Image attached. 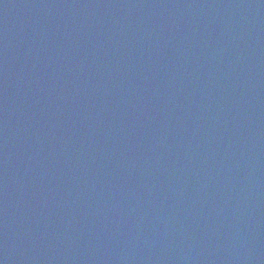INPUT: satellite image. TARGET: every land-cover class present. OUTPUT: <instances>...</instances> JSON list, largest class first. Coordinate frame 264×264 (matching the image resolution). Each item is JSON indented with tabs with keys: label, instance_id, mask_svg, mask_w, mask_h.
Returning a JSON list of instances; mask_svg holds the SVG:
<instances>
[{
	"label": "water",
	"instance_id": "1",
	"mask_svg": "<svg viewBox=\"0 0 264 264\" xmlns=\"http://www.w3.org/2000/svg\"><path fill=\"white\" fill-rule=\"evenodd\" d=\"M0 264H264V0H0Z\"/></svg>",
	"mask_w": 264,
	"mask_h": 264
}]
</instances>
